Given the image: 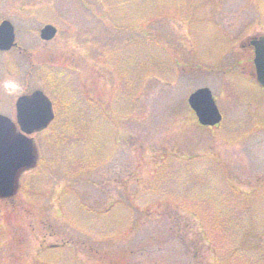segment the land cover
<instances>
[{
	"label": "rangeland",
	"instance_id": "1",
	"mask_svg": "<svg viewBox=\"0 0 264 264\" xmlns=\"http://www.w3.org/2000/svg\"><path fill=\"white\" fill-rule=\"evenodd\" d=\"M2 19L18 47L0 51V113L15 121L40 89L54 119L0 200V264H213L197 215L264 181V91L242 45L264 32V0H0ZM202 86L217 127L187 105Z\"/></svg>",
	"mask_w": 264,
	"mask_h": 264
},
{
	"label": "water",
	"instance_id": "2",
	"mask_svg": "<svg viewBox=\"0 0 264 264\" xmlns=\"http://www.w3.org/2000/svg\"><path fill=\"white\" fill-rule=\"evenodd\" d=\"M56 28L50 24L40 30L42 39H51ZM12 25L0 23V49L13 45ZM254 47V64L257 82L264 90V33L251 39ZM188 103L202 125H215L221 114L208 89L192 92ZM16 121L0 114V199L13 197L18 190V179L36 164L38 154L34 140L29 135L45 128L53 119L50 99L41 91L24 94L15 102Z\"/></svg>",
	"mask_w": 264,
	"mask_h": 264
},
{
	"label": "trees",
	"instance_id": "3",
	"mask_svg": "<svg viewBox=\"0 0 264 264\" xmlns=\"http://www.w3.org/2000/svg\"><path fill=\"white\" fill-rule=\"evenodd\" d=\"M123 1L117 0V3ZM228 186L224 187L223 198H214L215 205L208 214L210 219L206 217V210L197 215L198 221L203 217L205 222H199L198 237L193 240L208 248L213 264H264V181L250 192ZM214 195L206 199L212 200ZM243 208L249 210V216L240 221L238 215Z\"/></svg>",
	"mask_w": 264,
	"mask_h": 264
},
{
	"label": "flooded vegetation",
	"instance_id": "4",
	"mask_svg": "<svg viewBox=\"0 0 264 264\" xmlns=\"http://www.w3.org/2000/svg\"><path fill=\"white\" fill-rule=\"evenodd\" d=\"M17 44V43H16ZM243 45V44H242ZM15 47H18V45H16ZM252 53V52H251ZM252 58L253 56L251 57V64H250V67H249V70L247 72V78L245 80V82H247L248 84H250L252 87L253 84L255 83L256 84V79L254 77V67H253V62H252Z\"/></svg>",
	"mask_w": 264,
	"mask_h": 264
}]
</instances>
